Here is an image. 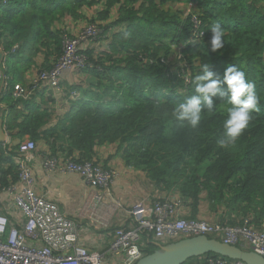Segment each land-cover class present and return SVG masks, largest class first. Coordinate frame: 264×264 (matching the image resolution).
<instances>
[{
    "label": "trees",
    "instance_id": "1",
    "mask_svg": "<svg viewBox=\"0 0 264 264\" xmlns=\"http://www.w3.org/2000/svg\"><path fill=\"white\" fill-rule=\"evenodd\" d=\"M172 3L190 8L183 12ZM94 6L95 13L85 27L101 30L95 39L99 46L80 48L88 66L77 73L106 87L101 97L90 94L69 101L57 128L42 131L48 112L32 102L44 88L29 91L32 86H22L24 74L38 56L44 58L41 72L61 55L63 38L69 36L55 30V23L85 20L84 10ZM213 26L224 32L223 47L216 51L210 47ZM0 47L9 87L0 101L5 106L3 127L12 139L47 140L58 131L67 143L62 150L65 156L77 151L82 158L89 157L95 147L115 144L129 165L148 171L152 180L158 181L162 168L165 178L174 180L173 186L182 181L179 195L189 206V200L195 202L204 193L210 203H222L227 211L249 218L250 225L261 230L264 0H0ZM53 56L56 59L50 66ZM205 64L220 83L212 97L214 110L202 104L201 120L191 127L176 120L174 109L195 94L193 81ZM228 67L244 73L258 101L238 138L221 147L230 107L223 82ZM17 84L29 91L26 99L13 97ZM3 146L0 143V151ZM5 150L7 155L0 153V162L8 167L0 172V191L8 185L6 175L15 182L18 175L12 161L16 148L11 145ZM82 158L76 161H89ZM186 169L191 174H185ZM153 250L146 243L143 252L149 255ZM216 257L209 254L185 264L196 260L207 264Z\"/></svg>",
    "mask_w": 264,
    "mask_h": 264
},
{
    "label": "built area",
    "instance_id": "2",
    "mask_svg": "<svg viewBox=\"0 0 264 264\" xmlns=\"http://www.w3.org/2000/svg\"><path fill=\"white\" fill-rule=\"evenodd\" d=\"M98 34L99 29L91 25L85 27L77 37L64 39L62 53L53 67L39 72L29 91L38 86L59 90L62 74L78 72L88 66L80 54V48ZM15 48L11 51L14 52ZM29 91L16 85L13 96L26 99ZM76 97L77 94L72 92L68 99ZM9 143L7 136L6 144ZM33 150L32 142L19 145L13 158L19 171L18 182L2 189L0 194L12 199L8 209L20 216L9 220L0 214V264H136L143 257L141 247L144 238L149 236L155 246L195 236H211L225 244L249 249L264 258V234L251 229L249 218L243 219L239 226L187 220L181 216L180 201L174 198L155 200L148 205L137 203L129 212L132 216L131 226L114 229L104 252L90 253L80 245L74 222L62 214L55 203L46 201L34 191L28 166ZM62 156L43 157V169L48 173L76 174L88 187L98 191L94 197L98 203L104 198L113 201L110 185L116 177L114 171L92 161L76 162ZM110 207L116 208L112 202ZM207 264L244 263L218 257Z\"/></svg>",
    "mask_w": 264,
    "mask_h": 264
},
{
    "label": "crops",
    "instance_id": "3",
    "mask_svg": "<svg viewBox=\"0 0 264 264\" xmlns=\"http://www.w3.org/2000/svg\"><path fill=\"white\" fill-rule=\"evenodd\" d=\"M83 22V20L72 22L69 19H63L61 22L55 23L53 28L67 35L66 37L73 38L77 37L85 27V25L82 28L78 26L79 23ZM55 59L54 56L53 59H49L50 66ZM42 64H44V58L43 56H38L35 60V65L24 74L22 86L30 87L33 85ZM10 80L13 81L14 78H10ZM105 87L104 84L86 75L83 76L74 72L62 74L59 90L42 89L34 96L32 104H37L41 109H45L48 112V118L41 130L57 128V124L63 119L70 107L67 97L71 92L77 93L78 100L87 98L90 94H97L101 97ZM0 105L5 108L3 104ZM19 108L23 110L21 106ZM51 134L52 136L48 137L47 140L42 138L39 140L31 139L27 136L22 139V141L28 140L34 143V150L28 162L33 178V188L36 194L43 196L48 202L57 204L59 210L67 218L74 221L79 243L88 252H104L109 243L110 232L108 231L114 227L131 226L132 219L129 211L131 207L139 202L148 205L156 199H178L181 203V215L184 218L208 223L236 226L243 218L240 213L233 215V213L227 211L222 203H210L204 193L200 194L199 199L195 202L189 200L191 205L189 206L188 202L179 195L182 181L179 186H173L174 180L165 178L162 168H159L161 177L158 181L157 179L152 180L148 171L129 165L121 154L117 152L115 144L95 147L92 154L87 158H82L80 156L81 153L77 151H72L70 155L66 156L74 160L80 158L82 160L88 159L92 163L101 165L103 168L116 173V177L110 185L113 201L104 198L98 203L94 199L98 191L88 187L78 175L72 173H48L43 169V157L67 154V152H62L63 149L67 148V143L60 137L59 132L56 131ZM0 153H6V150L2 149ZM3 155L6 156L5 154ZM158 166L160 167L161 164L158 163ZM7 167L6 163L0 162V172L2 170L4 172ZM13 174L14 172H12ZM6 176L8 184L15 182L11 180V175L8 174ZM0 197L2 200V203H0V214H6L10 219H18V214L8 209L11 207L12 199L6 196ZM109 202H112L116 208H111ZM259 228L261 230L254 227L255 230H263L262 232L264 233V217ZM189 264L201 263L196 260Z\"/></svg>",
    "mask_w": 264,
    "mask_h": 264
},
{
    "label": "clouds",
    "instance_id": "4",
    "mask_svg": "<svg viewBox=\"0 0 264 264\" xmlns=\"http://www.w3.org/2000/svg\"><path fill=\"white\" fill-rule=\"evenodd\" d=\"M189 8H190V5L188 7V10H189ZM211 33L212 34H211V38H210V47H211L212 51H216L217 49H220V48L223 47L222 37L224 35V32L218 26H213L211 28ZM64 39H69V38H64ZM4 56H5V54H4ZM1 60H2L1 67H2V73H3V69L5 67V61H4V58L3 59L1 58ZM74 73H77V72H74ZM213 76H214V73L209 70V66L207 64L203 65L202 66V70H201V74L197 75L195 77L194 81H193L194 93L195 94L192 95L185 102H182V103L176 105V107L174 109V116H175L177 121L184 122V123H186L187 125H189L191 127H196L199 124L200 120H201L202 104L209 111L214 110L212 97L217 95L218 85H219L220 82L218 80L213 79ZM0 77H1V75H0ZM4 79H5V77H4ZM223 82L227 86V93H228L227 103H228V105H230V107H228V109H227L228 115H227V119L224 121L225 137L219 141V144H220L221 147L227 146V144H229L231 142H234L238 138V136L241 134L243 129L247 126V123H248L249 118H250L249 114H250L251 111H253L255 109L257 101H258V97H256V95L254 94V91H253V85L248 83V82H246L244 73L241 70H239L238 68H236V67H228L226 69L225 73H224V81ZM19 86H21V85H19ZM5 88H6V90H5ZM22 88H24V87H22ZM41 88L49 89L47 87H41ZM59 88H60V84H59ZM24 89H26V88H24ZM8 90H9V87H8L7 81L5 80V86H4L3 93H5ZM12 93L14 95L13 91H12ZM74 93H76V92H74ZM221 95H223V93ZM67 99H68V97H67ZM77 99L78 98L76 97L75 99H68V100L71 101V100H77ZM0 104H1V102H0ZM4 133H5V142L2 143V144L5 145V146H3L2 149L5 150L7 146L13 145L14 139H12L10 136L7 135V133L5 132V129H4ZM7 136H8V138H10V143L9 144H5ZM24 142H32V141H28V140H25L23 142L20 141V144H22ZM19 145L15 147L16 150L14 151V156L16 154V151H17ZM6 153H7V151H6ZM6 153H4V154L7 155ZM14 156L12 157V161L13 162H14V159H13ZM76 162H82V161H76ZM14 164H15V162H14ZM15 166H16V164H15ZM17 182H18V175H17V181L15 183L8 184L6 187H8L10 185H13V184H16ZM6 187H4V188H6ZM4 188H2V189H4ZM2 189H1V191H2ZM1 191H0V194H1ZM156 200L162 201L161 199H156ZM154 201H152V202H154ZM4 216H6L9 220H11L6 214H4ZM182 218H184V217L182 216ZM131 219H132V216H131ZM184 219L194 220V219H188V218H184ZM243 219H245V218H243ZM243 219H241L240 223L238 225H236V226H239L241 224V222L243 221ZM197 221H200V220H197ZM210 224H217V223H210ZM218 224H221V223H218ZM222 225H227V224H222ZM227 226H234V225H230L229 224ZM250 227L254 231L259 232V231L255 230L254 227H252L251 225H250ZM116 228H122V227H114L108 232H110V234H111V232L114 229H116ZM259 233H261V232H259ZM201 236H203V235H201ZM195 237H197V236H195ZM206 237L213 238V239H216V240H219V241L222 242V240H220L219 238H214V237H211V236H206ZM190 238H192V237H190ZM185 239H188V238H185ZM151 240H152L151 236L147 237V239L144 238V244H143V246L141 248L144 249L146 243H149L154 248L153 251H156L157 247L153 244V242L151 243ZM181 240H184V239H181ZM109 241H110V235H109ZM177 241H180V240H177ZM177 241L170 242V243H168L166 245H169V244L177 242ZM166 245H163L161 247H164ZM234 246L240 248L237 245H234ZM240 249L246 250V251H251L249 249H243V248H240ZM90 253H95V252H90ZM145 256L146 255L143 252V257H145ZM216 258H218V256ZM220 258H222V257H220ZM208 261H210V260H208ZM208 261H207V263H208ZM234 261H238V260H234Z\"/></svg>",
    "mask_w": 264,
    "mask_h": 264
},
{
    "label": "water",
    "instance_id": "5",
    "mask_svg": "<svg viewBox=\"0 0 264 264\" xmlns=\"http://www.w3.org/2000/svg\"><path fill=\"white\" fill-rule=\"evenodd\" d=\"M2 60L0 58V101L4 91L5 79L2 73ZM5 108L0 105V143L5 142L3 117ZM20 144L16 140L13 146ZM157 250L140 259L136 264H185L189 260L198 259L206 255L238 260L244 264H264V258L252 251L242 250L234 245L225 244L219 240L206 236H197L180 240L164 247L156 245Z\"/></svg>",
    "mask_w": 264,
    "mask_h": 264
},
{
    "label": "rangeland",
    "instance_id": "6",
    "mask_svg": "<svg viewBox=\"0 0 264 264\" xmlns=\"http://www.w3.org/2000/svg\"><path fill=\"white\" fill-rule=\"evenodd\" d=\"M172 7L174 8H180L183 12H188V7L189 6H184L182 3H172ZM93 8V9H92ZM91 9H85L84 10V13L86 15V19L83 20L84 22L83 23H79L78 26H80V28L84 27V25H87L89 23V18H90V15H93L95 13V9H96V6L92 7ZM85 28H83L84 30ZM101 35V30L99 29V36ZM98 37V36H97ZM96 39V38H95ZM95 39H91V40H88L87 43L84 44V46H89V44L91 45V47H98L99 44L95 42ZM63 41H64V38H63ZM23 142V141H22ZM191 174L190 170L189 169H186V172L185 174ZM187 176V175H186Z\"/></svg>",
    "mask_w": 264,
    "mask_h": 264
}]
</instances>
